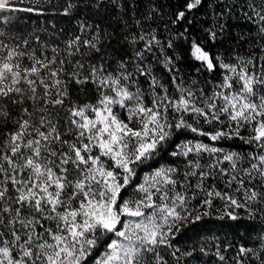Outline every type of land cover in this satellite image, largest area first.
<instances>
[{
  "label": "snow or ice",
  "instance_id": "obj_1",
  "mask_svg": "<svg viewBox=\"0 0 264 264\" xmlns=\"http://www.w3.org/2000/svg\"><path fill=\"white\" fill-rule=\"evenodd\" d=\"M32 2L41 5L50 0ZM16 3L0 0V13L42 11L41 7L17 9ZM201 4L202 0H187L173 23ZM79 6L68 0L64 14ZM246 7L245 18L259 24L264 35V0L258 5L249 0ZM91 27L81 24L80 31ZM96 28L91 38L76 35L65 41L67 60L57 48L50 57L43 51L38 56L36 49L27 48V38L19 40L0 31V129H4L0 131V264H86L100 246L104 251L95 264H168L162 249H172L171 257L179 261L180 249L172 241L189 224L220 212L216 200L224 201L218 218L233 221L239 219L237 209H246L254 217L261 209L253 203L264 204V192L251 186L257 176L264 185V64L256 71L249 67L251 59L224 62L193 40L190 55L201 62V68L223 70L210 95L203 88L197 93L172 74L176 71L173 57L153 30L131 38L132 44L144 42L143 49L134 52L132 71L127 59L117 61L113 71L104 62L89 64L87 74H83L84 63L76 60L68 71L65 65L77 54L83 58L100 53L103 37ZM208 31L215 39L217 33ZM156 46L162 59L155 57ZM172 46L171 40L166 42L167 48ZM146 54L168 70L174 93L145 63ZM139 77L148 83L147 99ZM73 83L93 84L95 102L71 101ZM117 108L126 111V119H121ZM56 109H63L65 116ZM187 117L195 124L202 120L221 127L206 132ZM182 128L211 141L238 137L258 152H224L201 142L178 145L181 151L173 156L195 152L197 157L208 153L215 159L206 166L199 159H189L187 167L192 170L183 173L178 167L157 168L136 185L135 198H125L136 167L153 159ZM242 129H250L247 138ZM225 162L228 167L222 166ZM216 176L227 177L225 184L230 190L235 186V195L217 190L215 184L206 185V179ZM191 177L198 178L194 186ZM238 195L243 196L242 202ZM193 200L197 206L190 208ZM259 239V250L240 245L233 264H248L249 257L264 264V235ZM215 254L225 262L218 245Z\"/></svg>",
  "mask_w": 264,
  "mask_h": 264
},
{
  "label": "trees",
  "instance_id": "obj_2",
  "mask_svg": "<svg viewBox=\"0 0 264 264\" xmlns=\"http://www.w3.org/2000/svg\"><path fill=\"white\" fill-rule=\"evenodd\" d=\"M80 6L73 9L69 14H64V7L68 0H50V3L36 5L32 0H17L15 7L17 9H26L29 7H41L42 11H22L18 10L13 13H0V31H4L10 36L23 40L27 38L29 50L36 49L37 55H41V51L45 55L51 56L52 49H59V56L69 59L66 54L65 41L74 38L76 35H82L83 38H91L97 31L99 26L103 42L99 54L92 52L81 58L77 54L72 59L71 64H66L68 71L72 70V64L76 60H81L85 65L83 74H87L89 64H97L104 62L108 71L116 68L117 61L129 60V71H132V63H134V52L143 49L144 42L137 41L135 44L130 43L131 38L141 34L152 33L165 45L167 55L173 57L176 74L183 78V85L190 87L198 93L203 88L207 94H211L214 86L222 78L223 70L216 68L213 71H207L201 68V62L191 57V43L196 40L206 51L212 56H220L224 62L238 63V58L245 60L251 59L253 64L249 67H255L256 71L260 70V66L264 64V35L259 31V24L250 22L244 16V12L248 11L246 4L249 0H202V4L197 8L186 13L183 20H176L175 14L184 10L187 0H72ZM258 5L260 0H254ZM228 5L230 11L226 9ZM155 9V11H153ZM223 13V15H219ZM151 14V15H150ZM10 17L5 21L4 17ZM139 21V25L136 24ZM92 25L86 28L84 33L80 31V25ZM209 29L215 31L217 36L212 39ZM104 33L107 35L105 36ZM183 33V35H181ZM39 40H36V37ZM126 37L128 39H126ZM171 40L172 48L166 47V42ZM159 46L153 48L155 57H161L162 53L158 50ZM87 52L86 48L81 49ZM152 54H146L145 63L149 64L154 74L162 80L169 89L170 94L174 93V88L170 80V73L162 65L156 62ZM103 58V59H102ZM25 63H29L25 61ZM197 68L201 70L198 72ZM139 85L145 91L146 99L148 83L144 77H139ZM83 89V90H81ZM69 97L71 101L77 104L95 102V86L91 83L85 85L69 86ZM68 101L66 100V104ZM60 112V116H65L63 109H56ZM121 119H126L125 110L116 109ZM190 123L201 128L206 132H213L220 128V125H208L203 121L195 124L191 117H187ZM63 120H61V131H63ZM4 131V129H0ZM250 129L243 130L242 136L247 138ZM2 138V137H0ZM194 146L195 143L201 142L209 144L224 152H237L241 154H250L257 151L255 145H247L244 140L233 137L231 139H221L219 141H211L209 137L199 135L188 129L175 130L169 142L154 156L153 159L147 161L143 165L136 167L137 175L134 177V183L128 187L124 193L125 198H135L136 185L143 182L145 176L154 172L157 168L178 167L180 172L190 171L187 167L189 159L196 160L202 166H206L213 162L215 156L210 159V154L203 153L197 157L195 152L190 153L188 157L182 155L173 156V152H180L178 145L189 143ZM223 167H228L225 162ZM244 167H248L245 163ZM207 171V168L204 169ZM199 171V170H197ZM197 177H191V184L197 183ZM227 177L216 176L214 179H206L205 183L215 184L217 190L231 191L235 195L234 188L230 190L225 184ZM256 190L264 192V185L257 176L251 183ZM238 199L243 201V196L238 195ZM197 201L190 202V208H195ZM257 211L254 217H249L246 209H237L239 219L233 221L226 216L223 219L218 218L224 210V201L216 200L215 208L220 212H213L210 217H205L196 224H189L183 228L181 233L172 241L174 247H178L180 251L177 256L179 261L171 257L172 249L163 250L162 255L168 261V264H233V257L240 245L260 249L259 237L264 235V204L253 203L252 205ZM217 245L221 254L225 256V262H221L215 254ZM230 247H227L229 246ZM203 247L205 252H201ZM227 247V250H225ZM103 246L97 247L87 258L86 264H95V261L103 253ZM192 252L191 256H184L182 253ZM207 253V254H205ZM248 264H258V261L249 257Z\"/></svg>",
  "mask_w": 264,
  "mask_h": 264
}]
</instances>
